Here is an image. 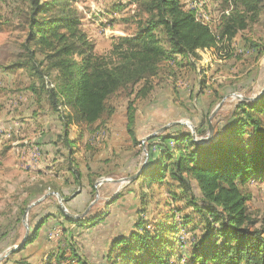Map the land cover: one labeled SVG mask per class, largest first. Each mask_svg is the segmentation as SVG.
Instances as JSON below:
<instances>
[{
    "label": "trees",
    "instance_id": "trees-1",
    "mask_svg": "<svg viewBox=\"0 0 264 264\" xmlns=\"http://www.w3.org/2000/svg\"><path fill=\"white\" fill-rule=\"evenodd\" d=\"M189 1L197 4L204 0ZM207 1L216 3L221 11L214 29L198 17L194 6L188 8L185 0H120L99 16L114 19L111 14L131 4L134 13L129 18L136 21L138 29L113 37L108 52L97 54L82 28L77 0H21L24 50L20 61L5 69H26L35 103L58 119L60 131L52 141L54 155L62 159L75 183H80L82 173L75 158V140L70 137L73 128L92 126L104 114L110 115L113 109L108 101L120 90L138 85L135 95L146 97L162 61L174 62L176 56L190 60L198 57V50L219 49L221 42L232 41L264 14V0ZM135 123L130 103L126 128L133 141ZM205 128L195 132L203 134ZM216 130L218 134L204 143L197 142L189 131L150 136L149 141L157 138L158 142L149 143L146 162L130 183L140 181L145 188L157 184L148 194H141L147 196L142 215L148 212L149 196L160 194L163 186L164 208L168 210L161 216L162 209L155 205L153 220L140 216L128 235L113 238L105 264H174L173 255L182 264H264V220L258 225L247 205L250 181H264V93L254 101H238L231 116ZM153 143L158 144L153 148ZM42 184L38 181L29 188L18 215L0 231V244L17 235L30 200L50 188ZM50 190L58 192L64 202L70 198L61 190ZM122 195L119 192L114 202ZM181 200L182 205L177 203ZM106 216L105 211L73 218L55 205L54 212L40 217L20 250L32 244L52 218V226L61 228V237L38 264H93L78 251L73 233L64 225L95 226ZM189 225L192 227L187 228ZM186 229L191 237L183 255L178 248L173 251V245H185L178 235Z\"/></svg>",
    "mask_w": 264,
    "mask_h": 264
},
{
    "label": "rangeland",
    "instance_id": "rangeland-1",
    "mask_svg": "<svg viewBox=\"0 0 264 264\" xmlns=\"http://www.w3.org/2000/svg\"><path fill=\"white\" fill-rule=\"evenodd\" d=\"M119 1L76 2L82 28L94 42L97 54L108 52L113 37L133 34L138 29L136 21L129 18L134 13L131 4L111 14L114 19L99 16L102 11L112 10ZM184 3L188 8L194 6L198 17L212 29L218 24L221 11L216 3L207 0L197 4L185 0ZM23 10L21 0H0V231L11 225L13 217L18 215L28 199L29 188L42 181V185L50 188L31 199L29 204L48 192H56L50 190L55 188L70 196L62 203L72 215L86 212L85 215L94 216L106 211V218L95 226L64 225L73 233L83 256L93 264H105L113 238L128 235L140 216L153 220L155 205L162 209L161 216L168 210L164 208L166 189L163 186L160 194L149 196L148 212L142 215V202L147 196L141 194H148L157 184L145 188L139 185L140 181L122 180L136 174L146 162L149 143L158 142L157 138L149 141L150 136L189 131L197 142L211 141L218 134L217 126L231 116L238 101L247 100L246 97L254 101L264 93V14L232 41L221 42L219 49L198 50V57L190 60L176 56L174 62L162 61L146 97L135 95L138 85L120 90L108 101L113 109L110 115L104 114L92 126L73 128L70 134L75 140V158L82 173L80 183H75L62 159L54 155L52 141L60 131L58 119L47 114L38 102L28 99L36 97L29 90L31 79L26 69H5L20 61L24 50ZM130 103L136 115L134 141L126 128ZM219 103L221 106L211 117ZM196 128L198 131L205 128L204 133H196ZM157 144L153 143L152 147ZM101 180L103 182L96 184ZM89 182H93L92 187ZM249 188L248 209L252 217L259 220V225L264 220V181H250ZM119 192L123 195L114 202ZM177 203L182 205L184 200ZM55 205H60L58 197L49 194L28 210L24 221L29 229L27 234L42 215L54 212ZM22 218L17 235L8 236L0 244V257L23 239L26 228ZM53 222L50 218L32 244L1 257L0 264L43 263L61 237V228L52 226ZM190 227L192 225L187 228ZM178 237L185 240V245L181 247L175 243L173 251L179 250L186 255L191 237L189 229L181 230ZM171 262L182 264L177 262L176 255L171 256Z\"/></svg>",
    "mask_w": 264,
    "mask_h": 264
},
{
    "label": "water",
    "instance_id": "water-1",
    "mask_svg": "<svg viewBox=\"0 0 264 264\" xmlns=\"http://www.w3.org/2000/svg\"><path fill=\"white\" fill-rule=\"evenodd\" d=\"M244 99H247V100H248V99H250V98L246 97V98H244ZM220 106H221V103H219V104L216 106V108L214 109V111L211 113V117L216 113V111L219 109ZM209 129L212 130V126H211V124H209ZM137 174H138V172H137L136 174H134V175L128 176V177H126V178H123L122 180H128V181H130L133 177L137 176ZM101 182H103V180L96 182V184H97V183H101ZM49 194H56V196L58 197V200H59V204H60L62 210L65 212L66 215H68V216H70V217H73V218L81 217V216L85 215L86 212H84L83 214H79V215H72V214L68 213L67 210H66V208H65V206L63 205V203H62V199H61V197L59 196L58 193H56V192H48V193L44 194L43 196H41L40 198L36 199L35 201H33L32 203H30V204L26 207V209H25V213L23 214V218H22L23 223H24V226H25V228H26V232H25V234H24V237H23V239L21 240V242H20L19 244H17V245L14 246L13 248H9L8 251L4 254V256H7L9 253H11V252H13V251L19 249V248L24 244L25 239H26V237H27V235H28V234H27V233H28V230H29V229H28V225H27V223L24 222V221H25V218H26V215H27V212H28V210H29L31 207L37 205V204H38L39 202H41L44 198H46L47 195H49ZM86 211H87V210H86ZM4 256H1V257H4ZM1 257H0V258H1Z\"/></svg>",
    "mask_w": 264,
    "mask_h": 264
},
{
    "label": "crops",
    "instance_id": "crops-1",
    "mask_svg": "<svg viewBox=\"0 0 264 264\" xmlns=\"http://www.w3.org/2000/svg\"><path fill=\"white\" fill-rule=\"evenodd\" d=\"M28 99H30L31 102L35 103V101L32 98H28ZM23 121H24V119H23ZM23 121L21 120L20 124H23ZM70 137H72L71 134H70Z\"/></svg>",
    "mask_w": 264,
    "mask_h": 264
},
{
    "label": "bare ground",
    "instance_id": "bare-ground-1",
    "mask_svg": "<svg viewBox=\"0 0 264 264\" xmlns=\"http://www.w3.org/2000/svg\"><path fill=\"white\" fill-rule=\"evenodd\" d=\"M196 6V5H195Z\"/></svg>",
    "mask_w": 264,
    "mask_h": 264
}]
</instances>
